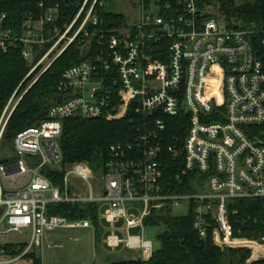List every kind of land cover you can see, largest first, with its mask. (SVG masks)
<instances>
[{
	"label": "built area",
	"instance_id": "built-area-1",
	"mask_svg": "<svg viewBox=\"0 0 264 264\" xmlns=\"http://www.w3.org/2000/svg\"><path fill=\"white\" fill-rule=\"evenodd\" d=\"M103 1L81 0L69 15L59 3L38 0L17 30L7 25V14L0 17V54L21 49L31 66L28 76L46 72L76 41L85 56L63 71L47 117L19 131L11 153L0 151V236L31 235L23 250L0 242V264L21 263L57 229L94 228L90 218L50 213L51 205L61 204H107L103 216L98 210L109 223L107 248L123 245L143 259L155 251L144 238L147 218L167 207L173 213L194 209L202 239L211 232L219 248L248 250L246 264H264V228L259 238L235 236L233 228V221L240 227L258 222L240 215L238 201L257 200L264 208L260 32L231 29L196 0H137L138 20L108 26L98 15ZM15 98L0 118V149ZM179 117L182 128L187 122L185 138L180 146H166L167 120ZM69 118H129L135 134L112 144L97 172L88 162L65 163L61 137ZM170 165L178 169L170 179L190 183L195 192L174 191L166 178ZM47 170L63 182L54 184Z\"/></svg>",
	"mask_w": 264,
	"mask_h": 264
},
{
	"label": "trees",
	"instance_id": "trees-1",
	"mask_svg": "<svg viewBox=\"0 0 264 264\" xmlns=\"http://www.w3.org/2000/svg\"><path fill=\"white\" fill-rule=\"evenodd\" d=\"M81 0H49L50 3H59L69 15L75 14L78 3ZM163 4H177L181 0H160ZM199 7L206 10L210 6H219L230 23L229 28L249 29L255 28L260 32L258 41V54L264 62V0H196ZM38 0H0V17L7 14V25L13 29L21 26V19L25 12L37 10ZM98 15L108 26L127 25L128 19L123 13L111 12L105 6H98ZM85 56L82 52V43H73L43 75L30 88V81L39 72L28 76L31 66L23 58L21 49L11 48L7 53L0 54V118L11 100L27 90L23 95L15 111L12 113L5 130L2 148L11 153V146L15 135L27 127L38 124L47 117V113L58 97L56 83L63 71ZM183 118L168 119L169 128L165 135V145L177 144L180 146L187 133V122ZM134 127L129 118L123 120L83 119L69 118L64 122V131L61 137V146L65 163L88 162L95 171H100L104 163L109 159L108 150L112 144L124 143L132 140ZM179 137V141H177ZM12 144V143H11ZM4 153V152H2ZM167 159H170L165 150ZM170 165L166 178L177 193H193L195 188L187 183L181 186L172 181L170 176L178 172V169ZM54 184L63 182L62 175L47 170ZM240 215H252L258 218V222L249 221L244 226H238L233 221L234 235L249 238H259L264 228L263 204L257 200H240L237 202ZM193 208V207H192ZM97 204L51 205V214L68 217L71 220L90 218L95 225L96 240L101 244L104 230L101 228ZM240 216V217H241ZM195 212L191 209L186 215H176L167 207L161 212H154L146 219L147 227L163 226L159 235L161 247L154 251L149 259H143L138 254L131 259H114L113 256L106 260L107 264H246L250 251L239 249H221L213 243L212 234L202 239L194 228ZM263 226V227H261ZM241 230V231H240ZM264 230V229H263ZM7 250L15 248V244H3ZM25 249L26 244L20 245ZM26 264H42V259L35 251L25 256ZM22 261V262H23Z\"/></svg>",
	"mask_w": 264,
	"mask_h": 264
},
{
	"label": "rangeland",
	"instance_id": "rangeland-1",
	"mask_svg": "<svg viewBox=\"0 0 264 264\" xmlns=\"http://www.w3.org/2000/svg\"><path fill=\"white\" fill-rule=\"evenodd\" d=\"M240 1L242 0H237V2ZM103 2L102 6H105L106 10L123 13L127 17L129 23L138 20L140 17L139 9L133 7V4H136L137 0H104ZM206 10L208 14L220 20L221 23H226L229 26L230 23L227 21V17L220 10L219 6L212 5ZM42 75L43 74L40 72L37 73L30 81L28 87L30 88L34 83H36ZM27 90L20 92L16 96L12 103V107H15L16 109ZM11 143L12 141H10L7 146H11ZM6 151L7 150H5V148H2V152H4L3 154H6ZM9 153L10 151L7 152V154ZM107 209V204L99 206L100 217L105 214ZM174 213L176 215H186L187 208H177L174 210ZM107 227L108 225L106 224V229ZM162 227L163 226L146 227L145 230L144 238L153 242L155 250L161 247L159 235L163 230ZM30 237L31 235L29 231L13 232L7 235H1L0 242L2 244H26L29 242ZM104 249H106V247L104 248L103 245L96 242L92 229H57L49 234H46L42 247L35 249V252L41 257L42 264H103L101 262L102 255L107 254V252H103ZM112 252L113 260L120 258L131 259L137 255L135 251L125 249L123 245ZM26 263L27 262L23 261L19 264Z\"/></svg>",
	"mask_w": 264,
	"mask_h": 264
},
{
	"label": "crops",
	"instance_id": "crops-1",
	"mask_svg": "<svg viewBox=\"0 0 264 264\" xmlns=\"http://www.w3.org/2000/svg\"><path fill=\"white\" fill-rule=\"evenodd\" d=\"M100 224H101V228L104 230V235H103V238H102V242H101V245H103V247L105 248L106 247V249H104L103 250V252H107V254L106 255H102V259H101V262L103 263V264H107V262H106V260L107 259H109L110 257H112L113 256V252H112V250H110V249H108L107 248V246H106V244H105V239H106V236H107V230H108V228H109V223H107L105 220H101L100 219ZM106 224L108 225V227H107V229H106ZM92 230H93V233H94V235H95V240H96V233H95V225H94V229L92 228ZM96 242H97V240H96Z\"/></svg>",
	"mask_w": 264,
	"mask_h": 264
},
{
	"label": "water",
	"instance_id": "water-1",
	"mask_svg": "<svg viewBox=\"0 0 264 264\" xmlns=\"http://www.w3.org/2000/svg\"><path fill=\"white\" fill-rule=\"evenodd\" d=\"M58 101L61 102V98H59Z\"/></svg>",
	"mask_w": 264,
	"mask_h": 264
}]
</instances>
